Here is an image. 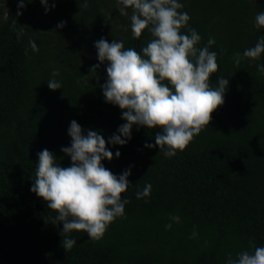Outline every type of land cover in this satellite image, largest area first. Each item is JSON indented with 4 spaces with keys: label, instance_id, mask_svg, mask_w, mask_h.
Segmentation results:
<instances>
[{
    "label": "trees",
    "instance_id": "1",
    "mask_svg": "<svg viewBox=\"0 0 264 264\" xmlns=\"http://www.w3.org/2000/svg\"><path fill=\"white\" fill-rule=\"evenodd\" d=\"M5 1L3 19L0 8V264H227L229 255L235 260L253 245L264 247V72L258 70L264 53L259 60L234 62L236 53L243 57L264 38V28L255 26L264 0H178L179 11L190 16L188 27L201 36L196 47L215 39L209 51L217 53L219 67L210 75V87H217L219 77L229 83L209 126L170 158L158 147H145L155 145L158 128L133 125L126 144L108 142L126 121L118 106L105 102L101 86L108 63L98 61L95 43L122 41L143 56L153 37L147 28L133 37L131 9L121 15L117 0L47 1L51 13L45 22L40 0H24L23 8L20 0ZM55 70L59 75L52 77ZM51 79L61 89L50 90ZM73 120L83 135L97 131L105 139L113 154L102 161L106 169L117 177L130 170L129 187L121 194L129 203L100 240L73 231L68 235L76 244L65 251L58 213L30 189L42 150L52 152L60 166H70L61 148L71 146ZM147 184L150 196L137 199ZM172 215L180 222H172ZM168 223L172 227L166 230Z\"/></svg>",
    "mask_w": 264,
    "mask_h": 264
},
{
    "label": "clouds",
    "instance_id": "2",
    "mask_svg": "<svg viewBox=\"0 0 264 264\" xmlns=\"http://www.w3.org/2000/svg\"><path fill=\"white\" fill-rule=\"evenodd\" d=\"M40 3L47 12V0H40ZM117 4L121 15H128L127 10L131 9L134 38H139L146 28L153 38L142 49L143 56L133 48L125 49L122 41L108 43L101 38L95 43L98 61L108 63L107 80L101 86L105 102L118 106L121 118L126 121L108 142L126 144L131 139L133 125L158 128L155 145L146 144L145 147H158L165 157H173L209 126L211 114L224 102L228 79L219 77L215 88L209 84L210 75L219 67L217 53L209 51L215 39L210 37L207 46L196 47L201 36L188 27L190 16L179 11L183 4L178 0H117ZM23 7L24 0H20L18 8ZM20 14L18 11L17 16ZM63 26V23L57 25L58 28ZM255 26L264 28V12L255 17ZM185 28L187 34L181 32ZM22 34L23 27L19 35ZM29 45L33 52L39 51L34 41H29ZM262 53L264 38L254 47L245 49L243 57L236 53L234 62L239 65L242 58L259 60ZM97 67L99 64L91 71H96ZM258 70L264 72V65H258ZM51 75L56 77L59 71ZM47 87L55 91L61 89V84L51 79ZM68 135L71 146L61 151L70 157V166H60L52 152L42 150L38 153L36 178L30 189L47 203L48 208L58 213L55 219L63 225L65 251L76 244L75 239L69 238L71 232L83 231L88 238L98 241L110 223L123 217L129 201H122L121 194L129 187L127 177L130 175V170H126L117 177L103 166L102 161H111L113 154L97 131L83 135L81 126L73 120ZM115 155L118 158L120 152ZM151 190V184L145 185L142 192L136 193V198L150 196ZM170 220L179 223L180 217L172 215ZM171 227L172 223L165 225L166 230ZM197 235L194 230L192 237ZM227 264H264V247L253 245L252 252L241 251L235 260L229 255Z\"/></svg>",
    "mask_w": 264,
    "mask_h": 264
},
{
    "label": "rangeland",
    "instance_id": "3",
    "mask_svg": "<svg viewBox=\"0 0 264 264\" xmlns=\"http://www.w3.org/2000/svg\"><path fill=\"white\" fill-rule=\"evenodd\" d=\"M47 1H54V0H47ZM7 4H6V1L5 0H0V8L2 9V16H1V19H3L7 12H8V8H7ZM47 7V12L45 11V6L43 7V12L41 13V19L45 22H48L50 21V9L48 7V5H46Z\"/></svg>",
    "mask_w": 264,
    "mask_h": 264
}]
</instances>
